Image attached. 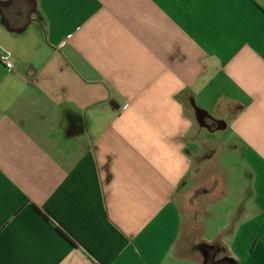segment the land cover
<instances>
[{"label": "crops", "instance_id": "0c3cea01", "mask_svg": "<svg viewBox=\"0 0 264 264\" xmlns=\"http://www.w3.org/2000/svg\"><path fill=\"white\" fill-rule=\"evenodd\" d=\"M2 52L0 264H199V167L189 251L264 264V0H0Z\"/></svg>", "mask_w": 264, "mask_h": 264}, {"label": "rangeland", "instance_id": "374dc122", "mask_svg": "<svg viewBox=\"0 0 264 264\" xmlns=\"http://www.w3.org/2000/svg\"><path fill=\"white\" fill-rule=\"evenodd\" d=\"M202 174L200 167L195 170L194 187L186 194L185 200L181 204L182 224L177 241V252L181 256L195 254L197 258L195 257L194 259L199 264H232L226 246L222 242L218 243L215 250H211V252L203 251L202 253L197 251L192 253L189 251L193 249V243L202 248L203 223L207 225L206 237L211 236L217 224L225 220L228 208L235 205L232 196L226 198L227 200L219 201L221 197H217L221 194V189L223 188L221 181L218 178L204 179L201 177ZM195 262L191 259L188 264H196Z\"/></svg>", "mask_w": 264, "mask_h": 264}, {"label": "built area", "instance_id": "2783aa9c", "mask_svg": "<svg viewBox=\"0 0 264 264\" xmlns=\"http://www.w3.org/2000/svg\"><path fill=\"white\" fill-rule=\"evenodd\" d=\"M0 62L7 68L11 69L14 65L13 57L8 52L0 53Z\"/></svg>", "mask_w": 264, "mask_h": 264}, {"label": "trees", "instance_id": "16d2710c", "mask_svg": "<svg viewBox=\"0 0 264 264\" xmlns=\"http://www.w3.org/2000/svg\"><path fill=\"white\" fill-rule=\"evenodd\" d=\"M223 196V193H221L217 198H220V197H222ZM216 199V198H215Z\"/></svg>", "mask_w": 264, "mask_h": 264}]
</instances>
